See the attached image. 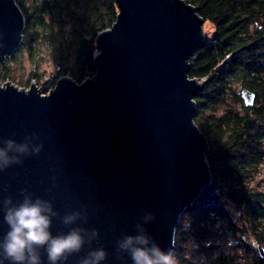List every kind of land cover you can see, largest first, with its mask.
Here are the masks:
<instances>
[{"label": "water", "instance_id": "95a60500", "mask_svg": "<svg viewBox=\"0 0 264 264\" xmlns=\"http://www.w3.org/2000/svg\"><path fill=\"white\" fill-rule=\"evenodd\" d=\"M113 27L97 36V73L78 82L62 75L42 93L0 83V139L27 143L31 154L0 172V200L22 190L51 200L59 216L99 230L92 247L108 252L103 264H132L115 255L116 241L142 224L164 250H175L182 214L211 184L208 137L195 120L202 82L190 76V56L204 39L205 19L185 0H117ZM17 0H0V62L24 40L26 16ZM247 105L256 94L243 89ZM40 145L39 154L34 152ZM153 213L155 220L143 218ZM7 231L0 212V237ZM264 257V247H257ZM88 245L67 264H79ZM174 252V251H173ZM44 264H47L46 258Z\"/></svg>", "mask_w": 264, "mask_h": 264}, {"label": "trees", "instance_id": "16d2710c", "mask_svg": "<svg viewBox=\"0 0 264 264\" xmlns=\"http://www.w3.org/2000/svg\"><path fill=\"white\" fill-rule=\"evenodd\" d=\"M17 1L26 16L24 40L7 61L27 52L37 63L44 43L56 54L59 77L83 82L97 73V36L115 25L117 0ZM185 1L214 25L189 60L190 76L202 82L194 121L209 140L212 182L183 211L174 258L194 264L203 253L209 264H256L261 259L248 238L264 246V189L256 184L264 164V110L244 106L240 89L249 87L264 101V0ZM31 74V81L39 76L38 65ZM59 77L46 82V92ZM228 237L236 245L231 251L224 247Z\"/></svg>", "mask_w": 264, "mask_h": 264}, {"label": "clouds", "instance_id": "9594fccd", "mask_svg": "<svg viewBox=\"0 0 264 264\" xmlns=\"http://www.w3.org/2000/svg\"><path fill=\"white\" fill-rule=\"evenodd\" d=\"M41 146L34 152L39 154ZM16 154H31L27 143H17L12 138L0 139V172L13 164L22 163ZM0 212L7 231L0 237V264H67L69 258L81 252L88 245V251L79 260V264H103L108 257L107 250L92 247L93 241L99 238L96 228H84L76 222L87 214L72 211L61 217L64 225H73L66 232L53 234V219L59 216L51 200L34 196L27 189L22 190V199L14 200L11 195L0 200ZM146 222L155 220L153 213L144 218ZM135 235L125 234L116 241L115 255L122 259L124 254L132 264H176L171 248L164 250L151 237L140 223L135 225Z\"/></svg>", "mask_w": 264, "mask_h": 264}, {"label": "rangeland", "instance_id": "374dc122", "mask_svg": "<svg viewBox=\"0 0 264 264\" xmlns=\"http://www.w3.org/2000/svg\"><path fill=\"white\" fill-rule=\"evenodd\" d=\"M24 1L27 4V6H31V4H33L35 0H24ZM213 28H214V25H212L211 22L209 21L204 22L203 30H204L205 37L207 36L210 37L213 34L214 32ZM37 56H39L38 60L36 61L37 63L34 62V59H32L30 54L27 52H23V53L21 52L20 54H18L17 58H15L14 60L6 61L5 64L7 66H6V71L4 73L5 74L4 77H2L3 70L0 67V83L6 86L7 83L10 82L12 84L19 86L21 89H27V90L28 88L31 87L33 83H35L36 85L39 86L42 93L50 92L56 86L57 82L52 84V87H50L47 92L45 90L46 82L54 78L55 76L56 78L57 76L59 77L58 71H57L58 64L57 62H55L56 54L52 50H50V47L47 46V44L42 43V46ZM35 65H38L39 76L33 81H31V77H32L31 72L34 70ZM63 74L65 75L66 73H63ZM90 77H93V76L90 75L87 78H90ZM260 170H261V173L259 175V178H257V180L258 181L262 180V182H259L256 184L257 185L259 184L258 186H261V188L264 189V164L262 165V168ZM248 240H249L248 243L252 244L253 240L255 239L250 236ZM222 243H224V241H222ZM235 246H236L235 242L232 243L231 238L228 237L224 243V247L228 249L229 251H231L234 249ZM254 250H255V253H254L255 258H257L258 256L261 259V261L257 260L258 262H256V264H264V257L263 258L261 257L257 246H254ZM194 258H195L193 262L194 264H209L207 256H204L203 253L196 255ZM246 258L248 259L252 257L246 256ZM253 261L251 260L250 262V260H248L246 261V264H254L255 261L254 262Z\"/></svg>", "mask_w": 264, "mask_h": 264}, {"label": "flooded vegetation", "instance_id": "af4514ba", "mask_svg": "<svg viewBox=\"0 0 264 264\" xmlns=\"http://www.w3.org/2000/svg\"><path fill=\"white\" fill-rule=\"evenodd\" d=\"M243 89H250L251 91H253V89H251L249 87L242 86L241 89H240L241 92H242ZM253 93L256 94L254 104L253 105H247L245 100H244V98L242 97L243 102H244V106H251L252 108L249 109L251 111H255V109H261V108L264 110V101L261 98L259 99L258 93H256L255 90L253 91ZM241 96H242V94H241ZM231 242L233 243V241H231ZM252 245L258 247L259 243L256 240H253Z\"/></svg>", "mask_w": 264, "mask_h": 264}]
</instances>
